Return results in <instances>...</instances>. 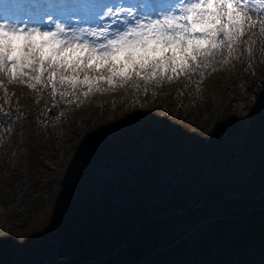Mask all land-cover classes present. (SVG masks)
<instances>
[{
  "label": "rangeland",
  "instance_id": "1",
  "mask_svg": "<svg viewBox=\"0 0 264 264\" xmlns=\"http://www.w3.org/2000/svg\"><path fill=\"white\" fill-rule=\"evenodd\" d=\"M135 3L142 12L143 0ZM245 36V54L229 64L221 58L215 71L203 70L190 92L182 76L162 87L141 82L136 97L122 89L81 94L83 103L68 104L53 98L50 88L45 97L6 82L10 95L0 91V264H11L10 250L16 254L21 246L19 264H108L156 221L163 224L156 240L170 247L163 237L173 231L178 244H191L180 264L198 263L199 229L220 220L234 201L264 198V189L253 194L260 180L264 186V176L251 156L264 145V38ZM105 199L109 219L97 228L107 225L106 240L91 241L79 254L74 238L65 242L75 212ZM200 209L210 221L196 227L192 216ZM51 217L57 219L54 234ZM41 231L47 239L39 245ZM260 245L255 241L235 262L215 263L213 254L210 263L200 264H248L254 251L264 256ZM63 248L76 260L66 261ZM93 248L100 251L97 257ZM152 263V257L141 261Z\"/></svg>",
  "mask_w": 264,
  "mask_h": 264
},
{
  "label": "snow or ice",
  "instance_id": "2",
  "mask_svg": "<svg viewBox=\"0 0 264 264\" xmlns=\"http://www.w3.org/2000/svg\"><path fill=\"white\" fill-rule=\"evenodd\" d=\"M12 7L13 14L0 16L5 97L6 82L34 91L50 88L53 98L68 104L83 103L81 94L115 92L129 84L162 87L182 76L191 82L203 77L216 56L229 64L245 54L240 46L246 32L264 38V26L252 18L261 17L264 25V0H158L145 13L135 3L107 0H15ZM74 17H107L122 27L73 28L61 21ZM247 53L254 55L250 47Z\"/></svg>",
  "mask_w": 264,
  "mask_h": 264
},
{
  "label": "trees",
  "instance_id": "3",
  "mask_svg": "<svg viewBox=\"0 0 264 264\" xmlns=\"http://www.w3.org/2000/svg\"><path fill=\"white\" fill-rule=\"evenodd\" d=\"M262 135L264 136V130H262ZM251 156L254 161V168L258 171L257 174L260 173L264 176V145L252 151ZM263 189V182L260 180L255 184V191L253 194L260 192ZM247 195H250V193ZM74 216L76 225L71 231H69L65 242L74 238L75 242L73 249H75L77 253H85L86 250H84V247H86L91 241L94 243H103L102 241L106 240L107 230L105 229H107V225L104 229L97 228L98 224L105 225L109 219L108 202L106 199L98 207H92L90 204L87 206L84 205L81 209L75 212ZM204 216L202 210H198V212L192 216L195 218L196 227L197 225H201L203 221L209 223L210 219L206 216L204 219ZM221 216L222 218H220V220L215 219L213 223L209 224L211 227L198 230L197 237L199 236V238H196L194 242L196 243V249H199L200 251L198 259H202L197 263L196 258V264H200L203 260H208V263H210L213 254H218L216 258H213L215 263L227 260L235 262L240 259V255L249 249L255 241L260 243L264 249V198L259 202H252L244 199L234 201L233 203H230L229 207L224 208V213ZM52 220L53 224H51V226H54V230L51 234H54L55 227L57 228V219L51 217V223ZM157 222L158 221H156V226L154 225L153 228L143 230L134 235L132 240L127 243L126 247L122 249L117 256L112 258L108 264H141V261L144 258L150 259L151 257L153 258L152 264H180L179 260L183 258L186 253L189 254L188 249L191 248V244L187 241L185 242L186 245L183 243L178 244L177 241L174 240L178 237L174 235V232L172 231L171 235L167 236L166 239L163 237L164 241H168V243L172 242V245L170 247H168L169 245H162L156 240V233L160 230L163 224ZM166 224L171 225V222H166ZM43 236H45V233L41 231L39 240H37L39 245L40 242H44L47 239V236H45V239H43ZM37 242L33 244L36 245L38 244ZM65 245L67 244L63 245L64 248ZM64 248L61 253H65L63 255H69L71 245L67 250H64ZM95 248H99V246H96ZM36 250L37 247H34V251ZM94 250L95 249L93 248L92 256L97 257L100 254V251L96 250V252ZM21 251L25 252L24 246H21L16 254L13 253V250H10L9 253L12 256H8V258L10 259L11 264H19L20 254H22L20 253ZM191 253L192 252H190V254ZM28 254L30 255L31 251H29ZM24 263L25 261L21 262V264ZM186 264H190V262H187Z\"/></svg>",
  "mask_w": 264,
  "mask_h": 264
},
{
  "label": "bare ground",
  "instance_id": "4",
  "mask_svg": "<svg viewBox=\"0 0 264 264\" xmlns=\"http://www.w3.org/2000/svg\"><path fill=\"white\" fill-rule=\"evenodd\" d=\"M98 2L103 3V2H106V0H98ZM107 2L116 3V4H123V5L127 6L130 3H135V0H107ZM14 3H15V0H0V16L13 14L14 13V8L12 7V5ZM133 10L135 11L136 9L134 8ZM139 13H145V12L142 11V12H139ZM252 18L255 19V17H252ZM121 19H123V17H121ZM61 21L66 23L65 22V18H61ZM67 24H70L71 27H73V28H76V27H82L83 28V26L87 27V28H92V29H96L98 26H104V27L111 26L112 28L122 27V25L114 24L113 20L109 19L107 17L103 18V20L100 19V20H92V21H86V20L74 17V19L70 20V22H67ZM49 26H51V25H49ZM246 37L247 36H245V38ZM221 58H224V56H216L212 60V66L210 68H207V69H204V70L208 71V73H209V72L213 71V69H215L216 67H220L219 61H220ZM200 78H201L200 75H196L191 82H193L194 85H195V83H197V85H198V81H199ZM185 81H186V84H188V88L187 89L185 88V90L187 92H190L191 88H193L192 90H194V86L192 85V83L189 82V80L187 78H185ZM140 88L139 89L133 88L131 86V84H129V85L123 87V88L117 89V91H115L113 93L118 94V91L122 92L123 91L122 89H125V91H127L129 94H132V97H136V95L138 93L137 91H140ZM49 92H50V89H43V90L40 91V94L42 96L46 97V96H48ZM93 94L96 96L99 93H93ZM14 130L15 129L12 128V133L14 132ZM248 264H264V256H262L260 254L259 250H256V251H254L251 254V257H250V260H249Z\"/></svg>",
  "mask_w": 264,
  "mask_h": 264
},
{
  "label": "water",
  "instance_id": "5",
  "mask_svg": "<svg viewBox=\"0 0 264 264\" xmlns=\"http://www.w3.org/2000/svg\"><path fill=\"white\" fill-rule=\"evenodd\" d=\"M242 198H243V197H242ZM232 199H234V198H232ZM246 199H253V198H247V197H246ZM143 229H145V228H142L141 230H143ZM141 230H138V231H141ZM136 233H137V232H136ZM63 257L65 258L66 261H68V260H71V261L76 260L75 258L71 257L70 255H64ZM64 258H63V259H64ZM81 261H82V262H85L84 260H79L80 263H81ZM82 264H83V263H82Z\"/></svg>",
  "mask_w": 264,
  "mask_h": 264
}]
</instances>
